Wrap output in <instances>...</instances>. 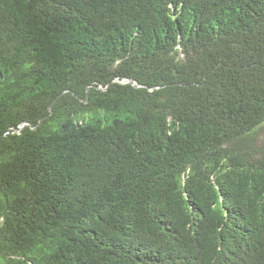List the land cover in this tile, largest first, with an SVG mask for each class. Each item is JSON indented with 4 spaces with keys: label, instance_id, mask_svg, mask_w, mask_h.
Listing matches in <instances>:
<instances>
[{
    "label": "trees",
    "instance_id": "16d2710c",
    "mask_svg": "<svg viewBox=\"0 0 264 264\" xmlns=\"http://www.w3.org/2000/svg\"><path fill=\"white\" fill-rule=\"evenodd\" d=\"M0 264H264V0H0Z\"/></svg>",
    "mask_w": 264,
    "mask_h": 264
},
{
    "label": "water",
    "instance_id": "95a60500",
    "mask_svg": "<svg viewBox=\"0 0 264 264\" xmlns=\"http://www.w3.org/2000/svg\"><path fill=\"white\" fill-rule=\"evenodd\" d=\"M135 85H138V84H136L134 81H132Z\"/></svg>",
    "mask_w": 264,
    "mask_h": 264
}]
</instances>
